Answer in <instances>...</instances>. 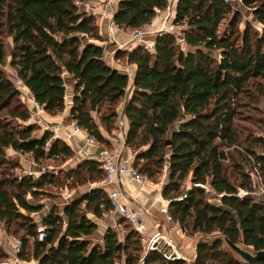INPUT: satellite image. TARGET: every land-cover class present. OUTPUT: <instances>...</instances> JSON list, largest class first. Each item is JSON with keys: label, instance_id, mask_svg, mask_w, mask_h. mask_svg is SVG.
Wrapping results in <instances>:
<instances>
[{"label": "trees", "instance_id": "1", "mask_svg": "<svg viewBox=\"0 0 264 264\" xmlns=\"http://www.w3.org/2000/svg\"><path fill=\"white\" fill-rule=\"evenodd\" d=\"M83 1L0 0V221L22 241L18 257L38 264H189L158 249L143 256L142 235L133 227L122 234L109 228L103 245L88 240L98 225L87 213L102 217L112 211L107 193L97 186L70 198L63 212L52 206L41 224L32 216L45 207L32 200L60 180L51 171L19 179L20 163L7 149L30 154L37 164L64 163L74 150L52 139V132L25 123L29 113L15 80L23 81L48 114L57 115L66 107V73L74 89L71 120L102 144L132 89L123 113L129 121L125 144L136 153L133 167L155 180L168 166L163 197L183 232L217 234L264 249V199L251 194L256 185L264 189V122L259 134L242 124L251 120L244 110L258 100L255 90L264 80V0H178L174 24L181 27L187 50L170 32L157 35L155 53L139 46L118 49L116 59L126 57L136 66L132 79L108 62L96 18L82 8ZM239 2L252 16L242 35ZM168 5L169 0H120L113 21L123 30L141 29ZM7 65L15 70L14 79L6 75ZM260 85L258 93L264 94ZM93 113L100 114V122ZM64 173L79 186L98 184L104 176L96 159ZM240 190L249 194L240 196ZM211 191L219 202L210 200ZM122 223L128 221L121 218ZM7 258L0 244V263ZM193 264L249 263L215 238L199 242Z\"/></svg>", "mask_w": 264, "mask_h": 264}, {"label": "crops", "instance_id": "2", "mask_svg": "<svg viewBox=\"0 0 264 264\" xmlns=\"http://www.w3.org/2000/svg\"><path fill=\"white\" fill-rule=\"evenodd\" d=\"M177 1L178 0H169V3H171L174 12V16L176 12ZM117 8H118V2H114L112 5L102 4L98 7V13L95 15L96 23L99 27L100 34L104 39V41L101 42V45L105 48V54L108 52V47H111L112 44L116 45L117 49H123V50H132L133 48L136 47V44L130 39L129 36L131 30L120 29L115 25L113 21L114 13L116 12ZM164 14H165V10H157V15L152 20V22L145 25L142 29L150 33L151 37H157V35L161 31L162 19L164 17ZM182 43L185 45V47L187 46L184 40L182 41ZM107 60L113 67L121 71L127 72L128 74L131 75V77L135 75L136 66L134 64H129L128 60H126V64H121L120 60L116 58H114L111 61H109V59L107 58ZM65 78H66V88H67V94L65 98L66 99L65 110L57 115L47 114L46 116L47 122L53 127L65 128V127H69L70 123H73V121L70 118V112L72 108L73 95H74L73 83L67 73L65 74ZM131 95H132V89L129 88L126 98L120 103V105L117 108V112H118L117 130L121 133V135H123L124 138L129 129V121L125 116V114L123 113V106L126 99L130 98ZM106 134L107 133H105V135ZM83 138L84 135H81L79 137V142L74 143L71 147L75 152H77L78 156L86 158L84 154L85 152H80L81 148H83V141H82ZM124 148H128V146L125 144ZM93 149L94 147L90 149V152H93ZM97 150L99 149L95 148V152ZM124 152H125L124 156L128 157L127 150H125ZM7 156L10 159H14L16 161L18 160L17 162L20 163L19 158L23 157V154L18 153L9 148L7 149ZM128 158L131 159V161L133 162L131 157ZM33 173L38 174L39 171L35 170ZM167 180H168V166L165 167L163 178L157 181H153L152 179L146 177L144 181L136 182L130 178H127L119 181L118 188L124 194L126 201L130 206L136 209L143 210L142 213L143 228L141 232L143 246L145 248L147 246L148 248L150 244V238L159 235L161 236V239L160 242L158 243L157 246L158 248L161 243L163 250L165 249V251L177 254L179 257H183L188 261L189 259L184 252L188 250L190 245L191 239L189 238V235L183 232V230L181 229L180 225L177 222L173 220H169L168 215L161 211V207L162 205H164L166 200L163 197V190L165 184L167 183ZM87 190L83 191L82 193L86 192ZM66 202L67 200L60 204L61 212H63L64 205ZM49 211L50 209H47L43 213L40 214L34 213L32 214V216L35 218V220L38 223L41 224L43 217ZM87 215L92 221H94L98 225L96 232L92 236L87 237V239L93 242L94 244L98 243L103 245V238L107 230L109 228H112L115 231H119L122 226L120 224V219H121L120 216L112 211L105 213L102 217H97L93 213H89V212L87 213ZM192 248L194 249L193 255L196 257L195 244H193ZM148 251L149 250L146 251V254L144 256L148 254ZM22 264H38V262L35 260H31V261L22 260Z\"/></svg>", "mask_w": 264, "mask_h": 264}, {"label": "built area", "instance_id": "3", "mask_svg": "<svg viewBox=\"0 0 264 264\" xmlns=\"http://www.w3.org/2000/svg\"><path fill=\"white\" fill-rule=\"evenodd\" d=\"M119 1L120 0H84L83 2H81V5L86 12L95 16L98 13V7L100 5H112L114 2ZM174 18V12L171 3H169L162 19V27L160 33L170 32L172 34H175L176 36L177 33H179L180 38H177L183 41L182 33L180 32L181 27L174 24ZM150 35V33L142 28L131 30L129 33L130 39L136 44V46L142 47L145 51H148L150 53H155L156 37H151ZM128 75L129 78L132 79L131 75ZM15 85L19 90L20 96L22 97L28 109L29 115L28 119L25 122L26 124H36L42 126L45 131L52 132V139L61 140L70 146H72L74 143H78L79 137L81 135H84V138L82 140L83 148H81L80 152H85L84 154L87 159L92 158L98 160L101 163V168L104 171V176L98 182L97 187L104 189V191L107 193L112 206V212L119 215L120 218L128 221V223L134 225L135 229L141 233L143 228V210L136 209L130 206L126 201L124 194L118 188L120 180L130 178L136 182H142L146 179L145 176L138 173V171L133 167V162L131 161V159L120 155H110L106 149H99L96 152H90V149L92 147H95L98 142L94 136L90 135L75 122H73L71 126L65 128L51 126L46 120V116L48 113L46 112L44 107L33 97L30 90L25 86L23 81H21L20 79H16ZM28 174H30L29 176H31L34 173L29 172ZM21 178L22 176L19 177V179ZM255 189V192L251 194H254V196H256L258 199H264V189L257 185ZM248 194V192L242 190H240L239 192L240 196ZM64 198L67 201L70 200V198H72V193L67 192ZM169 204L170 200L166 199L164 205H162L161 207V211L168 215L169 220H172L171 216L169 215ZM39 231L40 238L42 239L44 236L42 226L40 227ZM160 239L161 236L159 235L150 238L149 250L153 248L155 249V245L158 246ZM22 246V241L18 239L13 245L14 258L6 260L2 264H22V260L18 257V254L22 250ZM157 248L158 247H156V249ZM162 252L168 259H175L174 255H177L165 250H162Z\"/></svg>", "mask_w": 264, "mask_h": 264}, {"label": "rangeland", "instance_id": "4", "mask_svg": "<svg viewBox=\"0 0 264 264\" xmlns=\"http://www.w3.org/2000/svg\"><path fill=\"white\" fill-rule=\"evenodd\" d=\"M238 4L239 5H235V6L239 7L243 13L241 23H240V35H242V33L244 32V29H245V21L247 19L252 20V16L249 13V10L242 6L241 2H239ZM227 26H228V20L225 21L220 26V32L221 33L226 32ZM255 28L261 34V27L258 24H255ZM177 37L180 38L179 33H177ZM255 37H256V35H255ZM259 37H260V35H259ZM10 41H11V39H10ZM178 42L180 43L182 49L186 51L187 47H185V45L182 43V40L178 39ZM238 43H241L240 39H239ZM117 50L118 49H117L116 45H114V44H112L111 47H108V52L105 55L109 59V61H111L115 58V53ZM215 54H216L217 58L220 57L219 52H216ZM126 60H127L126 57L120 59L121 64H126ZM3 69L6 73V75H8L9 77H12L13 79L15 78V70L12 67L7 65V66H4ZM258 83H259V85L257 86V88L255 90V93H256V96L258 97V100L256 102H252L249 105V107L245 108V110H244L245 117H249L251 120L242 122L243 125H246L247 127H250L253 130H255V133H257V134L262 133V130H263L262 122H264V94L258 93V91H259L258 88L261 87V85H260L261 83H262V85H264V80L259 79ZM20 101L25 104V102L23 101L21 96H20ZM93 115H94L96 121L100 122V114L93 113ZM72 124L73 123H70V126ZM39 127L41 128L40 132L45 131L42 126H39ZM106 136H107V143L102 144V143L97 142L93 151H95V148L96 149H106L110 155L124 156V153H125L124 151L127 150V156L131 157L132 160H134L136 153L130 147H128L129 149L124 148L125 147V140H124L123 135H121V133L117 130V125H116L115 129L112 130L111 133L106 134ZM19 159H20L19 160L20 161L19 168H17V170H16V175L18 176V178L20 176L23 177L25 175H30V174H28L29 172H34L35 170H37V171H39V173L38 174H32L31 175L32 177L38 178L42 173H45L47 171H51L56 175V177H57L56 179L60 180L59 183H54L53 185L45 186V189L48 192V194L40 196V197L36 198V200H32V201H36V202H44L45 207L38 214L45 212V210H47V209H51L52 208L51 206L53 204L57 205L59 210L61 211L60 204L62 202L66 201L64 196L67 192H71L72 197H75V196L81 195L83 191L89 189L90 187L97 186V184H95V183L90 184V185L84 184V185L79 186L76 184V180H73L72 178H66V174L64 173L65 171L67 172V170H70V169L77 170L78 164L80 162H82L84 159H87L85 157L78 156L77 152H75V151H74V157H72V159H70L64 163L60 159L59 160L57 159V160H46L42 164H37L33 161L30 154H23V157H21ZM14 161H16V160H14ZM227 163L229 164L231 162H227ZM164 171H165V169L163 170L162 174L159 175L157 177V179H155L153 181H157V180L163 178ZM235 178H236V176L233 178L234 181H235ZM67 184H70L73 187L69 189L67 187ZM183 186L186 188H189L191 186V184L188 181H186L183 184ZM207 190L210 191L211 189L207 188ZM29 198H31V197L29 196ZM209 198L213 202H219V199H220L213 191H211V193L209 194ZM130 227L135 228L134 225H132L130 223L129 224L128 223L127 224L122 223V226L120 228L121 234L128 231V229ZM216 236H219V235L215 234V235L202 236V234L198 233V234H195L193 236H189V238L191 239L190 245H189L188 250L184 252L185 255L189 259L187 262L189 264H193V262L196 259V257L193 255V250H194L192 248L193 244L198 245L199 242L202 240L207 241V242H211L212 241L211 238L216 237ZM18 239H19V237L17 235H14L12 233V231H8L4 222L0 221V244L2 245V247L4 248L6 253L8 254V258L6 260L14 258L13 245ZM142 242H143V240H142ZM225 247H226V245H225ZM157 249L161 250V251L163 250L161 243L159 245V248H157ZM147 250H149V246H148V248H147V246H146V248L143 246V256L146 254ZM171 251H173V250H171ZM0 264H2V263H0Z\"/></svg>", "mask_w": 264, "mask_h": 264}, {"label": "water", "instance_id": "5", "mask_svg": "<svg viewBox=\"0 0 264 264\" xmlns=\"http://www.w3.org/2000/svg\"><path fill=\"white\" fill-rule=\"evenodd\" d=\"M202 236H205V235H202ZM215 238H221L224 241L226 247L234 254V256L238 260L242 262L249 263V264H256L264 260V249L255 250L253 247L245 245L242 240L238 243H234L226 236L219 235L211 239L214 240ZM156 247L157 245H155V249L153 248L149 250L148 253L152 250H156ZM195 250L197 254L198 245H195ZM174 258H180V259L186 260L183 257H179V256L177 257V255H174Z\"/></svg>", "mask_w": 264, "mask_h": 264}]
</instances>
